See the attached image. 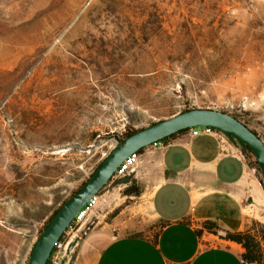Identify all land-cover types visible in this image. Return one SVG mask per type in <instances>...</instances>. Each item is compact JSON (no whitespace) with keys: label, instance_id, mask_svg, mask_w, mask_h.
<instances>
[{"label":"rangeland","instance_id":"374dc122","mask_svg":"<svg viewBox=\"0 0 264 264\" xmlns=\"http://www.w3.org/2000/svg\"><path fill=\"white\" fill-rule=\"evenodd\" d=\"M194 107L264 141V0H0V264L127 131Z\"/></svg>","mask_w":264,"mask_h":264},{"label":"crops","instance_id":"0c3cea01","mask_svg":"<svg viewBox=\"0 0 264 264\" xmlns=\"http://www.w3.org/2000/svg\"><path fill=\"white\" fill-rule=\"evenodd\" d=\"M162 142L102 187L67 264H241V246L204 223L225 232L264 223V193L242 150L226 134L190 128ZM151 223L159 226L146 234Z\"/></svg>","mask_w":264,"mask_h":264},{"label":"water","instance_id":"95a60500","mask_svg":"<svg viewBox=\"0 0 264 264\" xmlns=\"http://www.w3.org/2000/svg\"><path fill=\"white\" fill-rule=\"evenodd\" d=\"M195 126L213 127L230 139L236 137L252 151L264 178V141L256 132L231 114L194 107L156 121L117 142L80 188L66 199L45 224L35 242L27 264H46L55 243L74 218L79 209L111 179L116 168L131 154L141 148L170 136L179 130Z\"/></svg>","mask_w":264,"mask_h":264},{"label":"built area","instance_id":"2783aa9c","mask_svg":"<svg viewBox=\"0 0 264 264\" xmlns=\"http://www.w3.org/2000/svg\"><path fill=\"white\" fill-rule=\"evenodd\" d=\"M191 133L193 135L200 134L202 132L215 133L220 136H223L224 133L208 126H195L190 128ZM162 140L153 142L152 146L162 145ZM138 159V152H135L128 156L122 163L116 168L111 178H121L126 176L129 172L132 171L134 166L136 165ZM99 202V193L92 196L75 214L72 221L63 231L57 242L55 243L53 249L51 250L46 264H67V261L71 259L72 255L75 252L76 247L79 244L80 236L78 235V231H83L81 226L85 223L88 216L93 213L97 204ZM222 237L225 236V231L218 230L217 232ZM241 264H260L256 260H250L244 256H240Z\"/></svg>","mask_w":264,"mask_h":264},{"label":"trees","instance_id":"16d2710c","mask_svg":"<svg viewBox=\"0 0 264 264\" xmlns=\"http://www.w3.org/2000/svg\"><path fill=\"white\" fill-rule=\"evenodd\" d=\"M187 129H189V128L179 130L178 132H181V131H184V130H187ZM137 130L138 129H132V130L127 131L125 133V135L120 140L122 141L124 138H126L127 136H129L132 133L136 132ZM173 134H175V133H173ZM173 134H171V135H173ZM166 138L167 137H165V138H163L161 140H164ZM232 140L233 141H236V140L239 141V139H237L236 137H232ZM240 142L244 145V147L246 148V150L253 156V159H254L255 164L258 166V163H257V161H256V159H255V157H254V155L252 153V151L250 150V148L246 144H244L242 141H240ZM101 163H102V161L100 162V164L98 165V167L101 165ZM127 191H130L131 192V191H133V189L130 188ZM57 209H55L54 212ZM53 213L51 214V216L53 215ZM51 216L47 219V221L45 222V224L48 222V220L51 218ZM45 224L41 228L39 234L41 233V231L44 228ZM256 225L259 226V228H257ZM204 228L207 231L212 232V233H217L218 232V226H216V224L214 222H212V221H206L204 223ZM197 232H198V234L201 233L200 230H197ZM155 236H156V233L154 234V237ZM224 238L225 239H228V240H231V241H234L237 244H239L241 246V248H242V252H241V255L242 256H244V257H246V258H248L250 260H256L259 263L262 260H264V250L262 248V241H264V224L256 223L254 226H252L250 229H247V230H240V231H234V232L226 231Z\"/></svg>","mask_w":264,"mask_h":264}]
</instances>
